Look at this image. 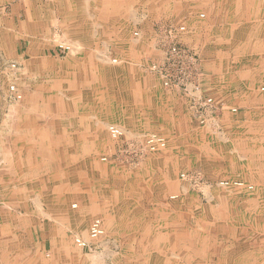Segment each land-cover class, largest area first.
Segmentation results:
<instances>
[{
    "label": "crops",
    "instance_id": "1",
    "mask_svg": "<svg viewBox=\"0 0 264 264\" xmlns=\"http://www.w3.org/2000/svg\"><path fill=\"white\" fill-rule=\"evenodd\" d=\"M12 3L13 0H0V6L10 5L6 17L10 22L15 23L19 21V11H22V8L20 3ZM22 5L25 7L26 3L23 2ZM23 11L26 16L27 10L23 9ZM200 14L204 17L200 18ZM172 20L178 21L173 23L175 27L179 25L186 27V32L180 37V44L194 51L203 58L204 63L206 62L205 92L213 96L223 108L227 110L231 107L237 108V113L233 115L227 110H222L217 127L210 128L224 131L221 134L223 137L224 134L231 136L233 138L229 139L231 145L229 142L226 143L227 140L222 141V144L215 147L214 154L207 152L205 153L207 157L204 154L203 158L205 161L210 159L209 166L214 165L211 170L214 176L226 174L227 176L222 179L249 181L250 183L246 185L251 184L252 190L249 191L250 194L237 191L229 195L215 191L217 194L210 204H196L198 203L196 200H190L193 205L180 207V210H177L176 206L166 204L165 198H161L163 197L161 193H166L165 188H167L164 181L166 169L163 166L165 153L152 155L153 157L138 164L141 162L145 164V171L148 174L146 180L153 181L150 179L151 176H156V183L159 182L155 194L157 198L160 197L157 200V209L149 210L151 218L157 222L154 223L153 228H143L141 237L138 235L135 238L130 237L132 240L126 244L145 245L146 249L152 245L153 249L150 252L146 249L144 251L135 249L136 255H139L136 256L137 261H150L151 264H208L209 262L210 264H264V91H261V88H264V0H68L67 2L43 0V16L39 10H31L15 34L18 36L14 43L15 52L18 51L17 45L26 46L24 53L33 46V43H28L25 37L41 40L43 65L46 63L44 68L51 69V75L55 73L54 71L63 74L65 63L72 66L79 65L88 69L80 71L79 67L78 70H74L73 76L87 75V81L93 80L92 70L97 64L93 63V60L102 53L113 54V58L119 56L126 60L129 66L132 64L134 70L142 59L139 64L141 67H138L147 75L138 76L135 71L134 73L129 71L126 82L136 88V99L139 97V100L144 101L151 109L149 123H153L152 126L156 128L151 133L165 137L163 132L167 131L172 148H183L186 152V149L192 147L189 121L186 120L188 112L186 101L174 90H166L164 94L159 80L143 68L158 56L149 41L153 34L152 25L155 23L172 25ZM126 26L140 29V38L134 40L124 33ZM65 27L74 31L69 35L72 42L77 44L81 54L87 56L74 57L73 61L67 59V62L66 59L49 60L44 53L54 52L56 44L49 46L51 48L48 49L47 46L57 42L56 35L58 36ZM37 47L41 50L40 45ZM36 49L34 46L30 51L34 52ZM206 57L210 59L205 61ZM91 63L95 64L94 67ZM129 70L132 69L129 67ZM50 74L46 71L44 75L48 77ZM103 74L105 76L106 72ZM94 81L92 83L96 82ZM78 82L76 80L75 83ZM109 83L113 84V81ZM111 97L109 96L108 102L102 105V108L107 110L102 115L105 120L114 116L111 112ZM45 100L52 99L46 94ZM66 100L71 102L70 105L64 103ZM66 100L58 104L57 108L45 107L21 112L20 117L25 119L18 130H15L16 127L12 124L3 128L0 126L2 157L0 164L4 165L0 171V180L9 181L6 187L2 185L0 188V199L7 198L8 204L12 206L11 210L0 211V264H42L41 260H43L39 254L40 245L37 244L38 242H33L30 231L33 222L27 201L31 197L30 189L28 191L25 187H16V181L21 184L39 181L42 186L43 181L60 182L56 189L53 188L56 196L52 198L57 200L56 216L62 220L63 231H60L59 237L56 234L54 236L55 231L51 226L46 228L43 223V246L48 243V237L53 236L56 242L59 238L64 248L60 260L66 264H79V258L72 255L71 259L69 253L68 256L65 252L69 243L64 232L65 228L75 230L76 219L82 220L84 216L88 218L94 212L101 213L100 210L89 206L88 197L92 196V194L88 195L90 192L85 191L84 195L80 194L79 176L81 173L94 171L90 169L89 161L94 158L96 149L100 147L96 136L97 130L98 132L102 130L99 128L103 122L94 121L92 117L96 115L90 116L83 112L86 106L81 107L79 97H68ZM226 103L231 107H226ZM36 117H43V122L36 121ZM251 118L257 121H250ZM166 119L169 121L168 127L163 125ZM238 124L242 126L239 127ZM125 139L126 136L122 140ZM43 149L48 152L44 153ZM205 149L207 150L208 147L205 146ZM208 155L214 156L215 159ZM49 157L51 161L48 160ZM126 160L131 161V158ZM171 166L170 168L167 164L166 177L169 185H173L172 179L176 177L179 168L177 164ZM158 167L162 169L160 177L156 175L157 172L150 173L156 171ZM187 167L189 168V165ZM236 173L240 175L239 178L233 177ZM92 180L94 181L93 178ZM243 184L245 185L244 182ZM50 188L51 186L48 189ZM69 188L74 191L69 192ZM132 191H124L123 193L126 194H122L123 197L139 194L138 188ZM173 195L179 198L178 194H169L167 199ZM227 195L228 199H226ZM73 200L80 203L78 210H69V202ZM214 202L215 204H212ZM122 204L121 213L124 214V209H128L129 206H124V202ZM70 206L78 207L77 204ZM197 208L199 210H196ZM109 210L102 211L103 216L110 213ZM184 210L189 216V221L188 225L182 226L183 230H179L175 224L176 216L178 212ZM212 210L218 213V217L214 218L216 224L208 223L209 220H213ZM126 212L127 215L121 216V220L128 221L129 212ZM194 212H197L196 215L193 214ZM206 212L211 215L208 221ZM20 213L24 214L22 219L19 218ZM229 213L232 216H228ZM221 220L230 223L224 224ZM194 222H198V227L204 231L193 232ZM230 226L235 227L230 228ZM212 229L217 231L213 233ZM228 229L238 230L237 233L242 230L237 235L240 237L234 236L235 232H232L231 236ZM179 235H185L183 241H178L181 239ZM125 239L128 240L126 236ZM181 243L183 248H180V251L177 247ZM166 247L168 251L164 250ZM142 253L143 255H140ZM43 264L48 262L43 260Z\"/></svg>",
    "mask_w": 264,
    "mask_h": 264
},
{
    "label": "rangeland",
    "instance_id": "2",
    "mask_svg": "<svg viewBox=\"0 0 264 264\" xmlns=\"http://www.w3.org/2000/svg\"><path fill=\"white\" fill-rule=\"evenodd\" d=\"M67 1L68 0H65V2ZM23 2L26 3L25 7H23L22 5ZM14 3L15 4L20 3L21 4L20 7L22 8V11L19 9L20 10L19 21L15 23L10 22V20L6 17V15L9 13L10 5L4 4V6H0V32H1L0 33V126L3 128L8 124L9 125L12 124L13 126L16 127L15 130H18L17 128L22 124V121L25 119L23 117H20L19 114H21V112L25 110L27 111L29 109H35V110L41 108L44 109L45 107L57 108V105L62 103L63 100H66L68 97H72V98L79 97L81 99L80 100L81 107L86 106V108L83 109V112L89 114L90 116L96 115L95 117H92V120L103 122L102 126L99 128L102 130L99 131L100 133L97 130V136H96L97 140H99L98 145L100 147L96 149L94 158H91V161H89L91 163L90 169L91 170L93 169L94 171L90 173L87 172L81 173V175L79 176L80 194L84 195L87 191L90 192L88 193V195L92 194V196L88 197L89 206L95 208L96 210H100L101 213H95V212L92 213L87 218V221H85V219L82 220L76 219L75 224L77 229L75 230L72 229L69 230V228L68 229L65 228L64 232L67 237L66 239L69 241V243L67 244L68 247L65 250L67 255L69 253L70 257L72 255L78 256L79 264H151L152 263L150 261H142V260L137 261L136 256L138 254L136 255V250L137 248H139V250L144 251L146 249L145 245L137 246L134 243L126 244V242L128 241L130 242L132 240V238L130 237L135 238L136 235L141 237L142 236L141 231H144L143 228L145 227L153 228L154 223L157 222V220L151 218V212L149 210L157 209V200L160 197L157 198L155 194L158 191L156 188L157 187L159 188V182L156 183L157 181L156 176L153 177L151 176L150 179H152L153 181L146 180L148 179L146 177L148 174L145 171V167H144L145 164H142V162L147 158L156 156L157 154L160 155V153L162 152L165 153L164 154L165 163L163 166L166 169L165 171L166 173L164 174L165 176L164 181L167 184L166 186L167 188H165L166 193H161L163 194V197L161 198L163 199L165 198L166 204H169L170 206L172 205L176 206L177 210H180L179 209L180 207L193 205L192 202H190V200L191 201L196 200L198 202L196 204H203V205L210 204L211 201H213L215 198L214 195L217 194L215 193V191L224 192L228 195L237 191L246 192L250 194V192L249 191L247 192L245 188L244 189L222 188L218 186L219 181L222 180V178H224L227 175L222 174L219 176L217 175L214 176V174L211 172V170L214 168V165L209 166L208 161L210 159H206L205 161L203 155L207 152L214 154L213 151H215V147L218 144H222V141H226V140H227L226 143L228 144L229 142L230 144L232 142L229 139H233V138L226 134H224L223 137V135L221 134H223L224 131L222 130L216 131L214 129L198 126L196 122L193 121L191 115L188 112H187L188 114L186 113V117H187L186 120L189 121V123L188 121L187 123L188 126L190 127V137H191V145H192L191 148L186 149V152L184 151L183 148L180 149L172 148L167 131H165L163 132L164 133L163 135L165 136L167 141L166 148L157 151L155 153L145 155L143 159L140 160L142 161L141 164L135 162L133 156L124 153L127 144L133 143L135 147H138L146 135L150 134L151 131L156 130V128L152 126L153 123L152 124L149 123V120H151V117H149V114L151 113V109H149V107L145 104L144 101H140L139 97L136 99L137 96V91L135 90L136 88L128 85V82H126V78L128 77L129 71L131 73H134L135 71L138 74V76L147 75L144 74V72L139 68L141 67L139 66V64L142 62V59L139 60V63H137L139 67L136 66L137 68L136 70H134V68L131 67L132 64H130L131 66H129V63H127L126 60H123L119 56L115 57L117 58L116 59L117 62L112 64L110 60L112 61L113 54L111 55L107 53V55H105L102 53L104 57L100 55L101 57L98 56L97 58L96 57L94 58L95 62L93 60V63L95 64L97 63L96 65L91 63L93 67L94 65L96 67V68L94 67L95 70L94 69L92 70L93 72L92 75L94 76L93 80L96 81V82L94 81L95 83H92L93 80L87 81L88 79L87 75L80 74L79 77L73 76L74 70L75 69L78 70L80 67L79 65L72 66L65 63V65L63 66V74H60L61 73L60 71H58V74L57 71H54L55 73L51 75L50 74L51 69L46 70V68H44L46 64L40 66L41 64L44 63L43 43H42L43 41L37 40L36 38L27 39L25 37L28 43H33V46L28 48L26 53H24L26 50L25 49L26 46H18L16 44L18 50L17 52H15V46H14L15 45L14 43L18 37L15 34L19 31V28L22 26L23 20H25V17L29 15L31 10L33 9L39 10V13L43 16V0H13L12 4ZM30 3L32 5H30ZM147 7L149 6L147 5ZM140 8L142 7L140 6ZM144 8L145 7H143V9ZM23 9L27 10L26 16H24ZM200 11L203 12L202 10ZM76 15L79 16V14ZM176 22L172 20L171 26L175 27L174 24ZM155 25L156 23L152 25V30L155 29ZM128 27L126 26L125 31L123 32L126 33L127 35H130L131 38L134 40L139 39L140 36L139 38L133 37V32L138 31L140 34V29L138 28L131 29L130 26ZM40 32L43 35L42 29ZM73 33L74 31H72V29L67 27H65L63 31L61 30V32H59V35L58 36L56 35L55 37L57 38L56 39L57 42H55L54 44L51 43L47 46L48 49L51 48L49 46H54L56 44V46H54L56 50L52 52L53 54L51 52H47V54L44 53V55L45 56L47 55L48 59L52 61L53 60L63 61L66 59V62L67 59H71L73 61L74 57H78V56L82 58L86 57L87 54H81V51L79 50L80 48L77 50L76 48L77 46H74L75 43L72 42V38L69 36ZM63 43L64 45L65 44L72 45V47L75 49V53L74 54L60 53L58 51L57 46L59 44L63 45ZM37 45H40L41 50L38 49ZM34 46L37 49L34 50V52L32 53H34V56L37 55L38 57L36 59H29L27 57V54L30 52L29 50L34 48ZM54 56L55 58H52ZM104 59L108 61L105 60L106 62H103ZM201 59L203 60L202 57ZM205 59H206L205 61H208L207 59L210 58L206 57ZM205 63L203 61L204 68L206 66ZM12 65H14L15 67L13 68ZM129 67L132 70H129ZM87 69L88 68L80 67L79 70L83 71ZM46 71H49L50 75L48 77H45L44 75ZM104 72H106L105 76L103 74ZM125 75L127 76L125 77ZM76 80H78L79 82L75 83ZM111 80L113 81V84L109 83ZM10 86L15 87L17 93L21 95V99H15L10 95L9 92ZM161 91L164 94L166 93L165 92L166 90L163 88L161 89ZM46 94L52 100L46 101L45 100ZM39 95H42L43 99H40ZM36 96L38 99L36 98L34 99V97ZM109 96L110 97L112 96L110 103L112 105L111 111L114 116H111V119L108 118L107 120H105L104 116L102 117V115L104 111L107 110L105 108L103 109L102 105L105 102L106 103L108 102ZM64 103L70 105L71 102L69 100H66L64 101ZM225 105L226 107L228 106L231 107L228 103H226ZM223 110H227V108H223ZM94 111L97 112L95 113ZM10 114L13 116L10 117L9 116ZM35 120L39 122H43V117H36ZM251 120H253V122L257 121L255 120V118H251L250 121ZM110 124L123 128V130H125L124 132L126 139L120 141H112L108 136L107 127H106L107 125ZM163 125H166V127H168L169 121L166 119L165 124ZM238 125L239 127L242 126V124H238ZM238 125H236V127ZM170 135H174V134H170ZM205 146H207L209 150L208 149L206 150ZM43 152L47 153L48 151L43 149ZM205 155L207 157V154ZM208 156L211 157L213 160L215 159L214 156H210V155ZM129 157L131 158V161L126 160ZM103 158H105V161H102ZM0 159H2L1 156ZM48 160L51 161L50 157ZM170 163L172 165L176 166L177 164V166H179V168H177L176 171V177L172 179L173 185H169L168 177H166L167 164L170 167L171 166ZM187 165H189V168L187 167ZM3 168L4 165L0 164V171ZM161 171L162 169L158 167L156 168V171L154 172L150 171V173L154 174L155 172H157L156 175L160 177ZM184 173H187L185 174L186 175L185 179L181 178L180 176L181 174ZM233 177L239 178L240 175L236 173L234 174ZM92 178L94 179V181L92 180ZM239 181L244 182L245 185L250 183L249 181L246 180H239ZM8 183L9 181L0 180V185H1L0 188L2 187V185L6 187ZM28 183L23 182V184H21V182L19 181L15 182L16 187L18 188L25 187L28 191L30 189L29 193L31 197H29V200L27 201H28V209L31 210L33 216L32 228L30 230L32 240L33 242H38L37 244L40 245L39 246L40 257L44 261L48 262V264L49 263L52 264L53 262L55 264H63V263L66 264L65 262L60 260L62 258L61 254H63L62 249L64 250V248L62 243H60L59 238L57 239L56 242L54 241V237L50 236L47 238L48 243H46V245L43 246V223L46 228L49 225L51 226V228L55 231L54 236L56 234L57 237H59L60 231L61 230L63 231V227H62L63 223L61 222L62 220L60 218H57L58 216H56V211L58 210L57 200L55 198H52L53 196H56V193L53 192L54 191L53 188L56 189L57 184L60 182L55 180L43 181V186L42 183H40L39 181H33ZM11 184L12 183L10 182V185ZM50 186L51 188L48 189ZM136 188H138V192H139L138 195L131 197L128 196L127 198L123 197L122 194H126V192L123 193L124 191L130 192L132 191V189H136ZM72 191H74V189L69 188V192ZM169 194H178L179 198L177 197V199L174 200H171L169 198L167 199V196ZM228 195L226 199H228ZM7 200H8L7 198L0 199V211H8L12 209V206L8 204L9 200L8 201ZM122 202H124V206L125 205H127V207L129 206L128 209H124L123 211L124 214L121 213L122 210L121 208L123 207ZM71 204H77L78 207L71 208L70 206ZM212 204H215V202ZM79 208H80V203H78L76 200L69 202V210L73 211V210H78ZM107 209H110L109 210L110 213H107L106 216H103L104 212L102 211ZM130 210H132V212H129ZM196 210L199 209L197 208ZM126 211L129 212L128 221L121 220L120 218L121 216L127 215ZM207 212L206 214L208 216L207 219L208 221L211 215L210 214L208 215ZM196 213L197 212H194L193 214L196 215ZM230 213L228 216H232L230 215ZM23 215L24 214L20 213L19 218L22 219ZM212 215L213 216L211 219L213 220L211 221L209 220L208 223L210 222L216 224L217 222L214 218L218 217V213L212 210ZM43 217L45 219H43ZM94 218H100L102 220L105 230V236L104 238L99 240L98 246H95L94 244V246H91L90 249L81 250L74 245V242L72 240L74 239L75 236L82 238L84 234L86 235L85 237H83V239L86 240L88 238L87 237L88 227L90 225V222ZM188 221H189V216L187 213H185V210L177 213L175 224L179 230H183L184 227L182 226L188 225ZM223 223L229 224L230 222L227 221L226 223L225 222ZM198 226H199L198 222H194L193 223L194 228L192 229V231L195 233L203 232L204 230L200 229ZM233 227L235 226H230V228ZM212 230L213 233L217 231V229H212ZM228 231L230 232L231 236H232V232H235L236 234L234 236L240 237L237 235L240 234L242 230L239 233H237L238 230L235 229H231V230L228 229ZM125 236L128 238V240L125 239ZM179 236H181L180 237L181 239H179L178 241H183V236L185 235H179ZM184 239L188 240L187 238ZM181 245L183 244L181 243L180 245H178L177 249L183 248L181 247ZM151 249H153V247L152 245H149L146 250L150 252ZM164 250L168 251L167 247ZM140 255H143V253ZM43 260H41L42 264H43ZM210 263L211 262H209L208 264Z\"/></svg>",
    "mask_w": 264,
    "mask_h": 264
},
{
    "label": "built area",
    "instance_id": "3",
    "mask_svg": "<svg viewBox=\"0 0 264 264\" xmlns=\"http://www.w3.org/2000/svg\"><path fill=\"white\" fill-rule=\"evenodd\" d=\"M200 18L204 15L200 14ZM186 32L185 26L179 25L173 27L169 24L158 23L153 29L152 37L149 41L152 47L158 53V56L145 66V70L157 78L160 85L165 90H174L187 103L188 113L192 119L200 127L215 128L219 123L223 105L218 104L216 99L205 92L204 80L206 71L203 60L194 51L182 46L179 42L181 35ZM138 31L133 32L134 38H139ZM58 51L67 54L70 51L69 46L58 45ZM112 63H116V59H112ZM14 68L15 66L12 65ZM264 91V88H261ZM10 95L15 99H21V95L17 93L14 86L9 88ZM230 114H236L237 108H228ZM108 136L112 141H120L125 138V132L116 125L107 126ZM167 141L165 137L157 133L146 135L138 147L133 143L127 144L124 153L134 157L135 162H140L145 155L155 153L166 148ZM105 161V158L102 159ZM181 178L185 179L186 175L181 174ZM219 187L223 188H245L252 190L251 185H244L239 180H220ZM177 196H170L169 199H176ZM87 239L74 237V245L81 249H90L91 246H98L99 240L104 238L105 230L103 222L100 218H94L88 227Z\"/></svg>",
    "mask_w": 264,
    "mask_h": 264
},
{
    "label": "bare ground",
    "instance_id": "4",
    "mask_svg": "<svg viewBox=\"0 0 264 264\" xmlns=\"http://www.w3.org/2000/svg\"><path fill=\"white\" fill-rule=\"evenodd\" d=\"M65 29V28H64ZM1 33V32H0ZM77 37V36H76ZM57 39V38H56ZM78 41H79V39H78ZM59 42V41H58ZM72 43V42H71ZM77 43V42H76ZM60 45V44H59ZM63 45H64V43H63ZM65 45H67V44H65ZM67 46H69L70 47V51L67 53V54H74L75 53V49L72 47V45H67ZM74 46H77V44L75 45L74 44ZM77 48V47H76ZM78 50V49H77ZM30 51V50H29ZM100 55H102L103 57H104V55L103 54H100ZM27 57L29 58V59H36L38 56L36 55V56H34V53H32L31 51L27 54ZM101 57V56H100ZM103 59V58H102ZM107 59H108V57H107ZM101 60V59H100ZM106 59H104V61L103 62H106V61H108V60H106ZM111 62V61H110ZM108 63V62H107ZM46 64V63H45ZM43 64H41L40 66H42ZM104 66V65H103ZM106 66V65H105ZM58 86V85H57ZM79 91V90H78ZM58 93V92H57ZM41 98H43V96L42 95H39ZM39 97V98H40ZM34 98H36L37 99V96L36 97H34ZM94 102V101H93ZM51 105V104H50ZM104 106V105H103ZM102 106V107H103ZM38 108V107H37ZM51 108V107H50ZM117 108V107H116ZM95 110V109H94ZM111 110H112V108H111ZM39 112V111H38ZM49 112V111H48ZM95 112V111H94ZM97 112V111H96ZM95 112V113H96ZM103 112V111H102ZM112 112V111H111ZM113 114V113H112ZM111 114V115H112ZM110 125H112V124H110ZM106 126V125H105ZM108 126V125H107ZM106 126V127H107ZM118 128H120L119 126H117ZM104 129V128H103ZM120 129H122L123 130V128H120ZM123 131H125V130H123ZM223 180V179H222ZM227 180H233V179H227ZM219 186V185H218ZM223 188V187H222ZM236 189H239V188H236ZM173 196H176V195H173ZM177 199V198H176ZM174 200V199H173ZM88 215H89V213H88ZM84 219H85V221H87V218L84 216ZM81 234V233H80ZM85 235L86 234H84L83 236H82V238L83 237H85Z\"/></svg>",
    "mask_w": 264,
    "mask_h": 264
}]
</instances>
